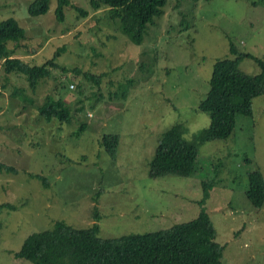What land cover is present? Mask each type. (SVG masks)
<instances>
[{"label": "rangeland", "instance_id": "rangeland-1", "mask_svg": "<svg viewBox=\"0 0 264 264\" xmlns=\"http://www.w3.org/2000/svg\"><path fill=\"white\" fill-rule=\"evenodd\" d=\"M29 1L0 0V19L12 16L24 29L7 41L10 57L42 65L59 53L35 91L0 60V163L16 169L0 168V202L16 206L0 210V264H27L12 253L57 219L91 225L95 203L101 237L189 220L201 209L203 182L214 240L223 246L220 264H264V204L246 195L249 173L264 176V94L225 138L202 139L208 115L197 109L215 60L236 58L243 72H260L254 58L229 54V43L264 60V0H167L141 43L120 31L106 6L71 0L59 19L58 0L37 15L27 13ZM84 72L101 75L99 82ZM15 89L22 95L11 96ZM48 95L70 104V122L39 113ZM174 123L198 147L195 170L150 178L157 141ZM109 132L119 135L114 160L100 144Z\"/></svg>", "mask_w": 264, "mask_h": 264}, {"label": "trees", "instance_id": "trees-1", "mask_svg": "<svg viewBox=\"0 0 264 264\" xmlns=\"http://www.w3.org/2000/svg\"><path fill=\"white\" fill-rule=\"evenodd\" d=\"M49 1L30 0L26 6L27 13L37 15L47 12ZM88 1L93 9L106 6L110 18L118 21L120 31L132 42L141 43L149 27L164 13L167 0ZM70 2L71 0H58L56 11L59 19L64 18V6ZM73 5L82 15L87 14L86 9ZM23 35L24 29L14 17L0 19V60L3 70L5 73H21L27 80L28 88L35 91L39 81L50 75V67L57 65L55 60L59 51L42 65H32L10 57L11 50L7 41L19 39ZM229 54L254 58L261 70L256 75L247 74L239 69L236 58L231 57L213 62L206 95L197 106V109L208 115L204 138L202 137L205 140L227 137L235 127L236 117H252L254 98L264 94V60L251 53L237 51L233 42L229 43ZM83 75L95 82H99L98 76H101L88 72ZM22 92L15 89L10 94L17 96L22 95ZM37 108L47 120L57 117L63 122H70L74 116L68 102L51 95L46 96ZM178 125L174 123L161 133L148 163L150 178L165 175L187 177L194 172L198 147L183 136V130ZM118 142L119 135L116 132L103 133L100 138L101 146L113 160ZM0 168L16 173L14 167L4 163H0ZM34 177L48 184L42 175L35 174ZM203 185L204 191L199 199L201 209L189 220L152 231L101 237L97 222L100 214L95 203V221L91 225L74 227L65 219H57L52 227L34 231L24 237L12 256L27 264H220L223 246L214 240L215 229L204 206L210 186L206 182ZM99 194L96 191L93 195L95 201ZM246 195L255 206L264 204V176L260 170L249 173ZM3 207L14 209L16 206L10 202H0V210Z\"/></svg>", "mask_w": 264, "mask_h": 264}]
</instances>
